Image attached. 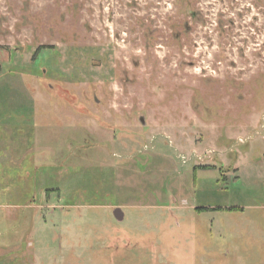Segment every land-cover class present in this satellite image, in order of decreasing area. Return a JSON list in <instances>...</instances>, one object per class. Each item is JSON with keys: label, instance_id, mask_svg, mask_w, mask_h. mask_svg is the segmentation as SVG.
Returning a JSON list of instances; mask_svg holds the SVG:
<instances>
[{"label": "rangeland", "instance_id": "1", "mask_svg": "<svg viewBox=\"0 0 264 264\" xmlns=\"http://www.w3.org/2000/svg\"><path fill=\"white\" fill-rule=\"evenodd\" d=\"M263 114L264 0H0V264H264Z\"/></svg>", "mask_w": 264, "mask_h": 264}, {"label": "built area", "instance_id": "2", "mask_svg": "<svg viewBox=\"0 0 264 264\" xmlns=\"http://www.w3.org/2000/svg\"><path fill=\"white\" fill-rule=\"evenodd\" d=\"M257 133L264 138V114L260 118V126H259V130H257ZM249 138H250L249 136L240 137V138H238V141L239 142H246L249 140Z\"/></svg>", "mask_w": 264, "mask_h": 264}, {"label": "water", "instance_id": "3", "mask_svg": "<svg viewBox=\"0 0 264 264\" xmlns=\"http://www.w3.org/2000/svg\"><path fill=\"white\" fill-rule=\"evenodd\" d=\"M141 119H142V118H141ZM113 215H114V217H115L116 219H118V220L123 219V216H124V214H123V212H122V210H121L120 207H115V208H114V210H113Z\"/></svg>", "mask_w": 264, "mask_h": 264}]
</instances>
